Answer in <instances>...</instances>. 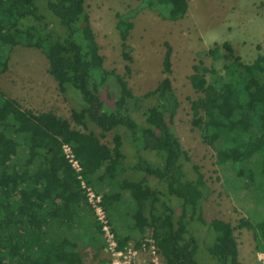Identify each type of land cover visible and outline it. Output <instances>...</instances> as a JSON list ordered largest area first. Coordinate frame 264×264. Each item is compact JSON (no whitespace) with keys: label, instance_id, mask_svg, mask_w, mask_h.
Returning a JSON list of instances; mask_svg holds the SVG:
<instances>
[{"label":"trees","instance_id":"1","mask_svg":"<svg viewBox=\"0 0 264 264\" xmlns=\"http://www.w3.org/2000/svg\"><path fill=\"white\" fill-rule=\"evenodd\" d=\"M39 1L0 0V76L13 47L39 49L58 90L80 94L71 118L85 131L53 111L22 109L0 87V264H84L87 249L96 257L105 241L86 187L100 195L119 249L149 232L166 264H199L191 227L197 221L215 234L207 251L216 264H242L235 227L222 218H203L207 188L199 166L192 165L193 178L182 169V160L190 157L170 127L179 106L169 77L171 45L164 43L162 78L153 89L134 95L123 75L104 67L85 0ZM138 8L177 21L186 15L188 0H140ZM116 18L122 57L131 62L133 23L127 14L116 13ZM261 49L246 63L228 41H215L197 52L188 77L200 94L190 101L192 128L216 152L221 172L233 165L246 189L255 183L258 164L264 174V45ZM124 68L129 71L128 65ZM136 112L143 123L134 118ZM118 127L127 129L136 147L137 159L127 167L122 135L114 133L112 146L101 141ZM64 144L79 171L66 158ZM140 150L154 151L159 164ZM127 169L137 176H127ZM149 177L179 199L177 214L160 199L165 193L149 185ZM237 228L250 230L255 251L264 252V217L241 218Z\"/></svg>","mask_w":264,"mask_h":264},{"label":"rangeland","instance_id":"2","mask_svg":"<svg viewBox=\"0 0 264 264\" xmlns=\"http://www.w3.org/2000/svg\"><path fill=\"white\" fill-rule=\"evenodd\" d=\"M84 5L100 53L104 56V67L123 75L134 95L139 96L153 89L162 78L164 43L171 45L172 72L169 77L179 106L170 127L190 157L189 162L182 160L185 177L193 178L195 172L192 165L199 166L207 188L202 202L203 218L207 222L214 217L229 221L235 227L238 258L242 264H264V252L255 251L251 231L237 228L241 218L249 217L253 221L263 219L264 174L258 164L255 183L252 187L245 186L246 189L242 188L243 181L236 176L233 165L221 172L216 164V152L202 142L197 129L191 126L190 101L200 94L194 91L188 78L193 72L192 65L197 63V52L208 49L215 41H228L246 63L256 58L264 45V0H188L186 15L177 21L164 20L156 12L138 8L140 0H85ZM40 10L50 16L43 6ZM116 13L127 14L133 23L128 36L131 62L122 57L119 33L115 26ZM210 61L209 57L205 59L207 65ZM125 65L129 66L128 72L125 71ZM47 68L48 60L39 49L15 46L9 57L8 69L0 76V87L22 109L53 111L69 119L72 127L85 131L71 118V110L78 108L81 103L80 94L74 89L61 93ZM133 116L143 123L140 112ZM90 128L99 131L93 125ZM115 132L122 135L124 164L127 167L137 159L134 153L136 147L133 144V148L130 143L127 129L118 127L108 131L101 141L112 146ZM140 154L154 163L159 160L154 151L140 150ZM125 174L137 176L131 169H127ZM148 183L165 193L160 199L177 214L179 199L167 195L164 185L155 178L149 177ZM191 227L197 241V262L216 264L217 260L207 251V247L213 243L214 232L197 221H193ZM105 257V251L95 257L94 250H91L85 252L83 262L99 264Z\"/></svg>","mask_w":264,"mask_h":264},{"label":"built area","instance_id":"3","mask_svg":"<svg viewBox=\"0 0 264 264\" xmlns=\"http://www.w3.org/2000/svg\"><path fill=\"white\" fill-rule=\"evenodd\" d=\"M63 151L71 163V166L79 171L80 166L74 158L68 145H63ZM84 186V183L81 182ZM88 201L93 207L95 216L101 224L103 238L105 241L106 261L104 264H166L161 251L154 238L146 232L139 241H130L122 249L117 248V241L110 229L108 219L100 202V195H96L92 189L86 187Z\"/></svg>","mask_w":264,"mask_h":264},{"label":"crops","instance_id":"4","mask_svg":"<svg viewBox=\"0 0 264 264\" xmlns=\"http://www.w3.org/2000/svg\"><path fill=\"white\" fill-rule=\"evenodd\" d=\"M130 241H133V239L129 240L128 242H130ZM88 251H91V250L87 249L86 252H88ZM102 251H105V249H103ZM102 251H101V252H102ZM105 253H106V252H105ZM84 254H85V253H84ZM103 261H104V263H105V261H106V257H105V259H103Z\"/></svg>","mask_w":264,"mask_h":264}]
</instances>
